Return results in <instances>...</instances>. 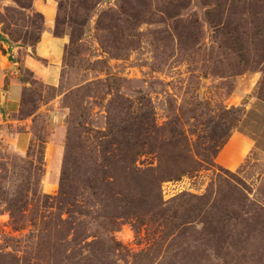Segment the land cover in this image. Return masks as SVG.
<instances>
[{
	"label": "rangeland",
	"instance_id": "1",
	"mask_svg": "<svg viewBox=\"0 0 264 264\" xmlns=\"http://www.w3.org/2000/svg\"><path fill=\"white\" fill-rule=\"evenodd\" d=\"M45 2L54 84L12 67ZM0 33V100L14 76L25 100L0 114V264H264V0H0Z\"/></svg>",
	"mask_w": 264,
	"mask_h": 264
},
{
	"label": "crops",
	"instance_id": "2",
	"mask_svg": "<svg viewBox=\"0 0 264 264\" xmlns=\"http://www.w3.org/2000/svg\"><path fill=\"white\" fill-rule=\"evenodd\" d=\"M48 5L45 2L41 6L46 14V29L40 41L35 46H28L27 48L17 44L12 45L11 54H13V57H16V62L12 67L23 64L38 78L47 83L54 84L59 75L58 67L67 39L53 34L52 24L56 13L55 4L51 3V5ZM24 48L26 49L25 52L23 51ZM13 72L17 73L19 70L14 68ZM11 81L9 88L3 95L5 97L0 100V114L3 120L4 117L12 115L21 107L22 82L19 81L18 76H14ZM229 143L230 153L233 151L239 155L245 152L246 149H252L253 147L252 140L242 133H234ZM221 159L224 160L223 156ZM228 164L230 165L231 163Z\"/></svg>",
	"mask_w": 264,
	"mask_h": 264
},
{
	"label": "trees",
	"instance_id": "3",
	"mask_svg": "<svg viewBox=\"0 0 264 264\" xmlns=\"http://www.w3.org/2000/svg\"><path fill=\"white\" fill-rule=\"evenodd\" d=\"M192 31H189V33H187L185 30H184V33L183 32H178L180 35H179V38L181 39V41H183V42H187V41H191V42H194L195 40H197L194 36H192L190 33H191ZM0 37H3L2 36V34L0 33ZM40 39H41V37H39L38 39H37V41H36V44L40 41ZM195 39V40H194ZM195 43H196V41H195ZM25 96V95H24ZM25 100H24V97H23V99H21V102H23V103H25L24 102ZM224 118H226V121L228 120L227 119V117H225L224 116ZM225 121V122H226ZM227 123V122H226ZM227 136H228V134H227Z\"/></svg>",
	"mask_w": 264,
	"mask_h": 264
}]
</instances>
